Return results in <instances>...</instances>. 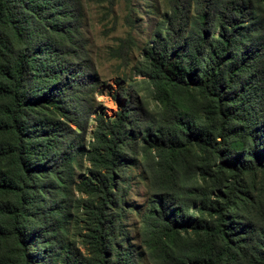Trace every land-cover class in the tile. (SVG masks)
<instances>
[{"label": "trees", "instance_id": "1", "mask_svg": "<svg viewBox=\"0 0 264 264\" xmlns=\"http://www.w3.org/2000/svg\"><path fill=\"white\" fill-rule=\"evenodd\" d=\"M120 1L127 63L131 0H100ZM160 1L106 116L82 0H0V264H264V0Z\"/></svg>", "mask_w": 264, "mask_h": 264}, {"label": "rangeland", "instance_id": "2", "mask_svg": "<svg viewBox=\"0 0 264 264\" xmlns=\"http://www.w3.org/2000/svg\"><path fill=\"white\" fill-rule=\"evenodd\" d=\"M131 3V16L134 19L132 35L136 44L129 53V62L123 63L120 57L113 53L118 39L125 36L128 30L123 23V16L126 11L122 2L120 1L114 7L111 15L105 17L102 7L104 3H101L100 0H82L81 30L101 82L94 92L97 102L94 111L102 112L106 116H113L117 110V104L112 99L113 94L130 79L140 78L137 76L134 67L142 60L144 48L151 41L154 24L160 18L159 14L164 10V5L160 0H131ZM115 17L117 21L113 28L111 24ZM94 124L91 118L87 127V140L92 136L91 130ZM87 166L85 163L81 170H77V180L85 175ZM138 174V169L131 170L128 202L133 205V208L125 218L130 244L139 243L137 237L138 214L150 207L147 201L145 183ZM140 264L147 263L142 260Z\"/></svg>", "mask_w": 264, "mask_h": 264}]
</instances>
